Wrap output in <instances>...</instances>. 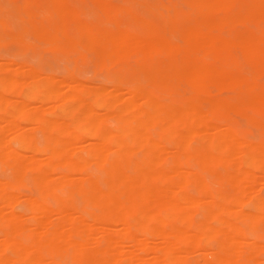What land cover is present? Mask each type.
I'll use <instances>...</instances> for the list:
<instances>
[{
	"label": "bare ground",
	"instance_id": "1",
	"mask_svg": "<svg viewBox=\"0 0 264 264\" xmlns=\"http://www.w3.org/2000/svg\"><path fill=\"white\" fill-rule=\"evenodd\" d=\"M89 1L101 23L69 0H14L24 33L76 68L0 61V167L40 191L26 217L0 180V264H264L240 228L264 232V0ZM5 27L0 42L21 38ZM87 56L98 85L79 76Z\"/></svg>",
	"mask_w": 264,
	"mask_h": 264
},
{
	"label": "rangeland",
	"instance_id": "2",
	"mask_svg": "<svg viewBox=\"0 0 264 264\" xmlns=\"http://www.w3.org/2000/svg\"><path fill=\"white\" fill-rule=\"evenodd\" d=\"M109 1H111L112 4H121V3L124 2V0H109ZM143 1H146L148 3L155 4L157 0H143ZM163 1H165V0H163ZM69 2L73 6L74 10L78 14L80 13L81 16L85 20H87V21H93L95 23H101L102 22V20H103L102 14L97 10L96 6L93 7V3L91 1H89V0H69ZM126 3H128V2H126ZM129 5L131 6V8L133 10L137 11L139 14H141L144 17H147L148 18V17H151L152 16L151 13L149 12V9H147L145 7L138 6L137 4H130V2H129ZM0 18L6 24V27L4 28V30H6L7 33L19 34L20 37H21V38H8V37H5L0 42V61H2V60L4 61L6 59V61H12L13 62L16 59L17 62H16V64L14 63V65H16V66L12 65L13 67H17V64L19 62L20 63L21 62H24L25 64L30 65L31 67L33 66L39 73H42L43 75H48V74L55 75L56 74V76H58V77L60 76L59 74H61V75L65 74L66 69L72 70V69H75L76 68V67L74 68V66L76 65V63H74V65H73L72 62H74V61L67 60L66 57H65V55H64V53L62 51H53L51 49L46 48L42 43L36 44V43H33L32 42V39H30V38H33V37H31L28 33H27L28 35L26 33H24L26 31V20H24V17H22V14L19 12L17 2L15 3L14 0H0ZM151 18L153 20H156L157 19V17H155V15H153ZM0 31H1V28H0ZM10 59H14V60H10ZM63 59L65 61H67V62H65V64L62 62ZM33 61H35V62H33ZM89 61H90V63H88ZM92 62L93 61H91L88 56L87 57H83L82 59H79L78 60L77 64H78V67L80 68L79 69V76L81 78H83V80H85L86 82H89V83L92 82L91 84H97L98 85L99 81L101 80V77H99V76H101V75L99 73L97 74V72H96L97 71V68L94 67L95 66V63L93 65ZM66 63L69 64V65H66ZM89 64H91V65H89ZM90 66H93V68L90 67ZM89 67H90V69H89ZM91 68L92 69H96V70L95 71H91ZM86 72H88V73H86ZM92 72H94V73H92ZM92 74H94V75L92 76ZM226 94H228V93H226V92L223 93V95H226ZM31 102H32L31 105H33V104L35 105V103L37 105L40 104L39 101H31ZM233 118L235 120L234 129H235L236 133L239 135V137L242 140H247V141H259L260 140V138L258 137V135L256 137V134L257 133H255L256 132L255 128L252 130V126L251 125L250 126H246L245 125V124H248L249 125V123H247L246 120H245L246 123L245 124H242V122L239 123V121H241V120H239L240 118L238 119L239 121L237 120V116L236 117L233 116ZM35 133H36L37 138L40 139V137H38V133L39 132H36L35 131ZM8 171L10 173H12L11 170H7V171L2 172V169L0 167V172H1V174H0V180L2 182H4L5 178H6V180L8 179L6 181V183H7V189L9 190L10 193L12 191H15L14 192L15 194L12 192L13 195H16L18 193L19 194H23V196H21V195L19 196V194H18V196L15 197L17 199H21V200L17 201V203L18 202H21V205H18V204H15V205H16V209H19V210L21 209L20 211L23 212V213H25V215L28 213L26 215V217H28L29 211L27 210V213H26V209L27 208L26 207L22 208L23 206H25L24 205V203H25L24 200H26V198L28 197V195L29 196L31 195L32 196V200H33L34 199L33 196L37 195L38 192H40V191H38L39 189L36 190V188L34 187L35 184H33V182L30 183L31 180L29 178L26 179L28 181H26V180H24V181H17L16 179L15 180H12L14 177L12 179H9V178H11V176H9V172ZM57 172H59V170L58 169H55V173H57ZM209 176H207V177L205 176L207 178V180L206 179L205 180L210 185H212V187L218 188V187L221 186V182L219 180H214L211 176L210 177ZM2 179H4V180H2ZM27 182H29L30 185ZM260 182L262 183V185H261ZM258 183L261 186H259ZM258 183L255 185V189H257V190L256 191L254 190V194H256V192H257V194H259V197L264 200V180L259 181ZM257 185L259 186V188H256ZM66 193L67 192H65V194ZM71 193L74 194L75 191L74 192L73 191L72 192L69 191V194L70 195H71ZM73 194H72V196H70V195L69 196L68 195H64V197L65 198H69V199H71V200H73L75 202L77 201L76 199L78 197L81 198L77 193H75L74 195ZM76 194H77V196H75ZM44 195L45 196H42L41 195V197L43 199H45L44 202H46L47 205L53 204L52 202H54V201L52 200V196H51L52 194H48V196H47V194H44ZM74 196L77 197V198H75ZM36 197H37V199H39L38 198L39 195H37ZM78 201H79V199H78ZM80 203H81V199H80ZM18 207H20V208H18ZM25 215L23 214L24 218H26ZM240 228L242 230L244 229V232L243 233L245 235V240L246 241H247V239H249V240L250 239L251 240L254 239L255 242H256V244H257V242L258 243H262L259 246H262L263 247L264 239L262 237L264 235V232L261 233V229L260 228H259L260 232H258L256 230L257 228L255 229L257 231V233L255 232V234L253 232L254 229H251L252 230V233H251V231L249 230V228H246V226H242L241 225ZM249 231H250V234H249ZM259 233H261L262 235H259ZM248 235H249V237L251 235V237H253V239L252 238H247ZM247 242H250V241H247ZM203 243H206V242H203ZM203 243L201 245L202 249H200V251L199 250L198 251L195 250L197 253L198 252H203V249L205 248V247H203L204 246ZM214 243L215 242H213V244ZM213 244H210L209 243L207 246L206 245L205 246H206V248L207 247L208 248H210V247L214 248V245ZM242 244L245 246L246 245V242H244ZM215 247H216V245H215ZM206 248L204 249L205 252H208V251H211L212 250V248H210V249L207 248L208 250ZM259 249H261V248L259 247ZM259 252H263V251L262 250L261 251L257 250V254L258 255L259 254L261 255V253H259ZM203 255H205V254H203ZM203 255H201V256H203ZM205 256H204V259L207 258V257L205 258ZM197 257H199V256H197ZM199 258H198V263H200V261L202 260L201 258L200 259ZM208 258H209V256H208ZM210 258H211V255H210ZM256 258L258 259V257H256ZM259 259H261V261H264L263 260L264 258L262 259V256H260ZM194 260H196V258ZM212 260H214V259H212ZM68 261H69V259H67V260L66 259H64V260L58 259V260L51 261V264H69ZM193 261H192V263L193 264L194 263L196 264L197 261L196 262H193ZM206 262H207V260H206ZM201 263L204 264L203 261Z\"/></svg>",
	"mask_w": 264,
	"mask_h": 264
},
{
	"label": "snow or ice",
	"instance_id": "3",
	"mask_svg": "<svg viewBox=\"0 0 264 264\" xmlns=\"http://www.w3.org/2000/svg\"><path fill=\"white\" fill-rule=\"evenodd\" d=\"M30 39H32V42H33V43H36V44H39V43H40V39H39V37H36V38H30Z\"/></svg>",
	"mask_w": 264,
	"mask_h": 264
}]
</instances>
